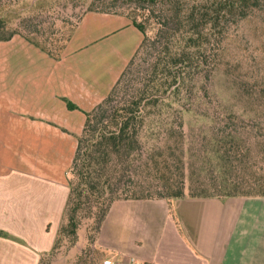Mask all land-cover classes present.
<instances>
[{
  "label": "trees",
  "instance_id": "1",
  "mask_svg": "<svg viewBox=\"0 0 264 264\" xmlns=\"http://www.w3.org/2000/svg\"><path fill=\"white\" fill-rule=\"evenodd\" d=\"M71 1L86 6L76 27L87 13L111 14L97 11L99 4L103 9L126 5L125 11L111 15L127 18L142 41L91 111L65 100L69 111H80L85 119L74 136L68 195L51 252L64 241L75 244L85 221L100 229L118 201L264 198V137L242 138L229 127L202 130L194 148L188 147L183 132V116L209 101L211 80L220 76L230 91L226 44L240 22L264 12V0ZM72 34L55 54L38 48L58 61ZM15 35L30 43L0 18V42ZM241 87L243 98L264 99L263 87ZM218 101L220 124L227 125L232 115Z\"/></svg>",
  "mask_w": 264,
  "mask_h": 264
},
{
  "label": "crops",
  "instance_id": "2",
  "mask_svg": "<svg viewBox=\"0 0 264 264\" xmlns=\"http://www.w3.org/2000/svg\"><path fill=\"white\" fill-rule=\"evenodd\" d=\"M142 41L125 17L87 13L58 61L15 35L0 42V264H39L68 195L66 173L84 115L114 86ZM114 225L143 238L102 239L116 264H264V198L130 200ZM159 229L152 231L151 222Z\"/></svg>",
  "mask_w": 264,
  "mask_h": 264
},
{
  "label": "rangeland",
  "instance_id": "3",
  "mask_svg": "<svg viewBox=\"0 0 264 264\" xmlns=\"http://www.w3.org/2000/svg\"><path fill=\"white\" fill-rule=\"evenodd\" d=\"M74 4L77 3L71 0H0V18L6 22L9 31L19 32L36 47L55 54V50L73 33L79 17L85 12L86 6ZM97 6V11L106 10L111 14H118L127 8L122 3L105 9L100 4ZM230 36L225 58L230 64L231 89H225L223 80L216 76L207 85L209 101L200 103L183 116V132L188 147L197 148L202 130L217 131L224 127L231 128L242 138L264 137V99L255 101L243 98L241 89V86L248 84L264 89V12H256L240 22ZM219 99L225 103L227 113L232 115L227 125L220 124L218 118ZM114 212L111 225L104 228L107 235L97 240L100 229L96 231L93 221H85L77 232L75 244L64 241L56 252L47 253L41 264H104L107 260L102 256L111 254L100 249L102 239L118 243L143 238L135 231L114 225L113 220L118 217L117 209ZM151 227L156 232L159 229L158 221L151 222ZM125 264H129V261Z\"/></svg>",
  "mask_w": 264,
  "mask_h": 264
},
{
  "label": "built area",
  "instance_id": "4",
  "mask_svg": "<svg viewBox=\"0 0 264 264\" xmlns=\"http://www.w3.org/2000/svg\"><path fill=\"white\" fill-rule=\"evenodd\" d=\"M104 264H116L113 260H107ZM129 264H137V262L134 259H129Z\"/></svg>",
  "mask_w": 264,
  "mask_h": 264
}]
</instances>
